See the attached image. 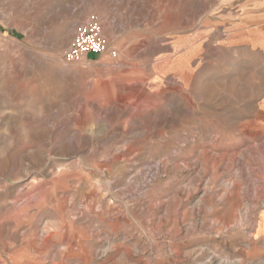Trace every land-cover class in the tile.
<instances>
[{
  "label": "rangeland",
  "instance_id": "rangeland-1",
  "mask_svg": "<svg viewBox=\"0 0 264 264\" xmlns=\"http://www.w3.org/2000/svg\"><path fill=\"white\" fill-rule=\"evenodd\" d=\"M95 2L144 21L116 25L128 45L104 34L117 56L68 65ZM247 3L0 0V264H264Z\"/></svg>",
  "mask_w": 264,
  "mask_h": 264
},
{
  "label": "crops",
  "instance_id": "crops-1",
  "mask_svg": "<svg viewBox=\"0 0 264 264\" xmlns=\"http://www.w3.org/2000/svg\"><path fill=\"white\" fill-rule=\"evenodd\" d=\"M93 1H98V0H93ZM247 1V0H245ZM264 0H248V7L249 14L256 12L255 10H259L255 14H251L249 17L250 18H255L256 20L261 17L264 19V15L261 9H264V5H261L262 7L258 9L259 4H263ZM105 3L103 5H98V3H91L88 4L84 8V13L82 15L81 21H78L77 24L82 23L84 20H87L90 16L92 15H101L104 18V34L110 38L111 41H115L117 44L121 45H128L131 41H125L126 38L124 37V32H117V26L120 21H126L129 24H132V22H135V26H130V29L133 27L139 28V24L144 21V18L141 17L140 12H134L132 13L131 11H127L124 8L121 7H104ZM129 29L127 27L126 31ZM75 30V29H74ZM130 36L127 37L129 39ZM73 38V37H72ZM70 46V45H69ZM167 111L162 112V114H165L166 117H168Z\"/></svg>",
  "mask_w": 264,
  "mask_h": 264
},
{
  "label": "built area",
  "instance_id": "built-area-1",
  "mask_svg": "<svg viewBox=\"0 0 264 264\" xmlns=\"http://www.w3.org/2000/svg\"><path fill=\"white\" fill-rule=\"evenodd\" d=\"M72 44L64 53L66 64H78L89 59L88 57H99L106 53L113 57L117 51H111L110 42L105 38L104 27L98 16H90L78 29Z\"/></svg>",
  "mask_w": 264,
  "mask_h": 264
}]
</instances>
